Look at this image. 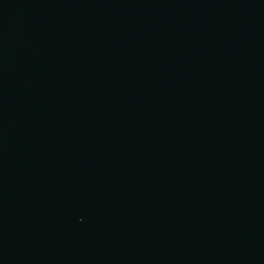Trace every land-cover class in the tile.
I'll return each mask as SVG.
<instances>
[{"label":"water","instance_id":"obj_1","mask_svg":"<svg viewBox=\"0 0 264 264\" xmlns=\"http://www.w3.org/2000/svg\"><path fill=\"white\" fill-rule=\"evenodd\" d=\"M0 264H264V0H0Z\"/></svg>","mask_w":264,"mask_h":264}]
</instances>
